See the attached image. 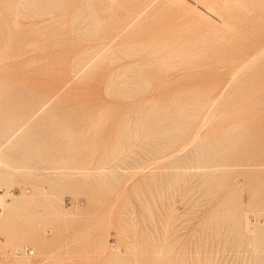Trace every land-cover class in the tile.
I'll return each mask as SVG.
<instances>
[{
  "label": "rangeland",
  "instance_id": "374dc122",
  "mask_svg": "<svg viewBox=\"0 0 264 264\" xmlns=\"http://www.w3.org/2000/svg\"><path fill=\"white\" fill-rule=\"evenodd\" d=\"M0 264H264V0H0Z\"/></svg>",
  "mask_w": 264,
  "mask_h": 264
},
{
  "label": "built area",
  "instance_id": "2783aa9c",
  "mask_svg": "<svg viewBox=\"0 0 264 264\" xmlns=\"http://www.w3.org/2000/svg\"><path fill=\"white\" fill-rule=\"evenodd\" d=\"M28 253H29L30 255L33 254L32 250H28Z\"/></svg>",
  "mask_w": 264,
  "mask_h": 264
},
{
  "label": "bare ground",
  "instance_id": "6f19581e",
  "mask_svg": "<svg viewBox=\"0 0 264 264\" xmlns=\"http://www.w3.org/2000/svg\"><path fill=\"white\" fill-rule=\"evenodd\" d=\"M173 1V0H172ZM242 3V2H241ZM33 252V251H32ZM27 253H28V250H27ZM29 254V253H28ZM30 255V254H29Z\"/></svg>",
  "mask_w": 264,
  "mask_h": 264
}]
</instances>
